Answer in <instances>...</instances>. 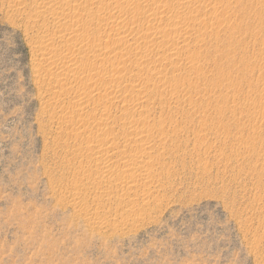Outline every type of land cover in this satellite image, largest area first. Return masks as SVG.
I'll list each match as a JSON object with an SVG mask.
<instances>
[{
	"label": "rangeland",
	"instance_id": "1",
	"mask_svg": "<svg viewBox=\"0 0 264 264\" xmlns=\"http://www.w3.org/2000/svg\"><path fill=\"white\" fill-rule=\"evenodd\" d=\"M42 1L0 0V264H264V0Z\"/></svg>",
	"mask_w": 264,
	"mask_h": 264
},
{
	"label": "bare ground",
	"instance_id": "2",
	"mask_svg": "<svg viewBox=\"0 0 264 264\" xmlns=\"http://www.w3.org/2000/svg\"><path fill=\"white\" fill-rule=\"evenodd\" d=\"M58 1H60V0H43L42 2H43V4L44 5H47V4H56V2H58ZM78 1V0H77ZM80 1V0H79ZM177 1H179V0H177ZM181 1V0H180ZM184 1V0H183ZM75 2H76V0H75ZM74 2V4H76ZM80 3H82L81 1L78 3V4H80ZM99 3V2H98ZM97 4V3H96ZM95 4V5H96ZM139 4V3H138ZM98 5V4H97ZM132 5V4H131ZM136 5V4H135ZM92 9H93V7H91ZM133 8V7H132ZM96 9V8H95ZM95 9H94V11H95ZM152 14V13H151ZM154 14V13H153ZM55 16V15H54ZM148 16H151V15H148ZM146 18H147V16H145ZM162 17H163V15H162ZM161 17V18H162ZM151 19V18H150ZM178 22V21H177ZM184 22V21H183ZM180 24V23H179ZM176 25V24H175ZM178 25V24H177ZM78 33V29H76V28H71V30L69 31V34L70 35H74V34H77ZM86 38H84L83 40H82V45L84 44L85 46H88V44H91L90 42V40H88L89 38H87V40L88 41H86L85 40ZM124 40H126V39H124ZM127 40H128V38H127ZM74 44H76V47L80 44H78L77 42L76 43H74ZM78 44V45H77ZM81 46V45H80ZM83 47V46H82ZM79 59V58H78ZM55 59L54 58H49V62L48 63H50V65H52V64H55ZM80 61H81V59H80ZM84 61V60H83ZM82 61V62H83ZM113 61V60H112ZM111 61V62H112ZM78 62V61H77ZM87 62V61H86ZM90 62V61H89ZM88 63V62H87ZM91 63V62H90ZM89 63V64H90ZM92 64V63H91ZM113 64V63H112ZM95 65V64H94ZM94 65H92L93 67H94ZM54 66V65H53ZM88 67H89V65H87ZM87 66H85L84 65V67H86L87 68ZM91 66V67H92ZM92 67V68H93ZM51 68V70H52V66L50 67ZM62 69H64V68H62ZM94 69V68H93ZM65 70H66V67H65ZM59 71H61V72H58V74L61 76V75H64L63 73L64 72H62V71H64V70H59ZM109 71V70H108ZM57 72V71H56ZM106 72V71H105ZM53 73H54V71H53ZM65 73H67V71H65ZM106 73H108V72H106ZM56 74V73H55ZM108 74H112V73H108ZM108 74H106V75H108ZM105 76V75H104ZM110 77H111V75H109ZM108 77V76H107ZM82 97H83V95H82ZM127 98V97H126ZM131 99V98H130ZM138 99H139V97H138ZM140 99H142V97H140ZM127 100L129 101V99L127 98ZM143 100V99H142ZM163 131V133L165 132L166 133V131H164V130H162ZM94 146H96V145H94ZM144 156H146V155H144ZM105 161H108V160H105ZM105 172L102 174V177L104 178V179H109V178H107V177H110V175H111V172H112V170H113V168H112V164L110 163V164H105ZM132 178H134L133 177V175H131V174H128L127 176H126V180L127 181H130Z\"/></svg>",
	"mask_w": 264,
	"mask_h": 264
}]
</instances>
